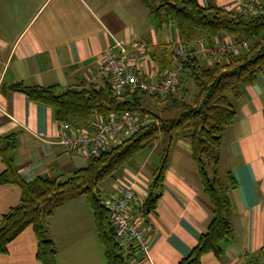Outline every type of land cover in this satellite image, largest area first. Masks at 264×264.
Returning <instances> with one entry per match:
<instances>
[{"label": "crops", "instance_id": "crops-1", "mask_svg": "<svg viewBox=\"0 0 264 264\" xmlns=\"http://www.w3.org/2000/svg\"><path fill=\"white\" fill-rule=\"evenodd\" d=\"M196 1L205 8L244 15L247 6L259 3ZM117 43L127 50L129 69L145 79H158L168 68L173 48L183 44L175 24L142 0H0V137L15 133L12 154L25 181L37 176L64 179L90 157L57 142L59 121L51 106L32 101L11 86H49L57 91L101 86L110 81L101 52ZM196 57L204 66L216 62ZM240 88L238 98L231 92L227 95L236 116L223 130L219 146L218 173L230 202L231 232L220 242L221 255L206 252L201 264H255L264 254V70L252 84ZM144 163L123 166L118 174L123 184L134 188L131 210L144 229L147 254L135 245L123 251L128 264H176L206 231L211 205L199 183L189 143L172 145L161 196L155 208L143 214L158 165L150 174L143 172ZM118 184L112 183L111 191L105 189L116 196ZM19 199L18 185L0 183V218ZM44 223L56 248V264H107L84 196L67 199ZM36 249L35 232L27 226L0 253V264H40Z\"/></svg>", "mask_w": 264, "mask_h": 264}, {"label": "trees", "instance_id": "trees-1", "mask_svg": "<svg viewBox=\"0 0 264 264\" xmlns=\"http://www.w3.org/2000/svg\"><path fill=\"white\" fill-rule=\"evenodd\" d=\"M142 2L152 12L175 24L181 41L190 52L196 41L210 44L216 36H229L236 43L245 41L248 47L211 66H204L199 58L190 54L183 63L181 80L184 76L190 77L197 91L190 102L178 101L175 94L166 98L172 102L177 100L181 108L179 116L174 118H164L143 107L145 95L155 98L152 94L138 91L118 94L109 80L101 86L69 87L60 91L49 86H11L13 90L24 92L32 101L51 106L55 119L60 122L87 125L94 114L122 111L148 115L153 121L141 125L109 151L90 157L85 166L77 168L64 180L37 176L32 181H25L18 173L12 154L17 142L15 133L0 137V158L4 164L0 183H13L20 188L19 202L0 218V253H5L9 242L27 226H32L37 239V261L56 264V248L47 235L45 218L67 199L82 195L92 210L106 263L128 264L129 256L114 238L108 208L98 185L106 178H114L131 158L160 138V160L152 174L142 210L143 214H148L161 196L173 141L182 134L189 142L199 183L211 205V218L190 253L176 264H201L202 254L209 251L221 255L220 242L230 234L231 223L229 198L218 173L219 146L223 130L236 116L235 105L227 92L238 98L242 93L240 86L252 84L264 70V0H259L261 13L257 15L205 8L196 0Z\"/></svg>", "mask_w": 264, "mask_h": 264}, {"label": "built area", "instance_id": "built-area-1", "mask_svg": "<svg viewBox=\"0 0 264 264\" xmlns=\"http://www.w3.org/2000/svg\"><path fill=\"white\" fill-rule=\"evenodd\" d=\"M256 6L259 7V3L247 6L246 13L257 15ZM247 47V42L236 43L229 36H216L210 44L199 41L192 52L184 44H178L172 50L168 68L158 79H145L129 69L127 50L120 43L103 50L101 56L116 93L138 91L165 100L176 93L183 74V63L191 53L195 56H208L219 62L222 59H228L231 55H238ZM93 116L87 125L59 121L57 142L88 157L98 156L120 144L125 138L135 133L141 125L149 122L147 115L140 116L132 111ZM118 189L117 195L105 202L114 238L122 248L135 245L147 254L144 229L131 210V204L135 199L134 188L128 183H122L118 184ZM255 264H264V254Z\"/></svg>", "mask_w": 264, "mask_h": 264}, {"label": "rangeland", "instance_id": "rangeland-1", "mask_svg": "<svg viewBox=\"0 0 264 264\" xmlns=\"http://www.w3.org/2000/svg\"><path fill=\"white\" fill-rule=\"evenodd\" d=\"M259 13H261L260 8L257 9L256 14H259ZM196 91H197V88L194 85L193 80L190 77L184 76V78L180 82V85L178 86V91L176 93L177 95L176 94L175 95L178 101L190 102L193 98V95L196 93ZM227 95L230 96V91L227 92ZM143 107L149 111H152L153 113H160L164 118L178 117L181 112V108L180 106H178L177 100L176 102H172L170 100L161 101V100H156L155 98L150 97L148 95H145V102L143 103ZM147 117L149 118L148 121L150 122L153 121V119L150 118L148 115ZM181 136H182L181 134L176 136L174 140V144H173L174 147H176V145H179L181 147H183L184 145L188 146L189 142ZM161 148H162L161 140L160 138H158L157 140H155L152 148L150 147L144 148L139 153H137L133 158H131L128 161L129 164L127 163L125 164V166L130 165V164L140 165L143 162H145L142 165V170L143 172H147L151 174V171L153 170L155 165L158 164L159 162V159L161 156ZM118 173L119 172H117L116 174V177H117L116 179L111 180L107 178L103 180L101 183H99L98 185L104 202L108 201L110 197H112L111 196L112 194H109V191H111L110 185L113 183L115 187V184L117 183L122 184V182L124 181ZM64 179L62 178L61 180H64ZM106 187L109 191L105 189Z\"/></svg>", "mask_w": 264, "mask_h": 264}]
</instances>
